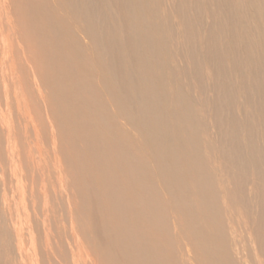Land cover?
Instances as JSON below:
<instances>
[{
    "label": "bare ground",
    "instance_id": "bare-ground-1",
    "mask_svg": "<svg viewBox=\"0 0 264 264\" xmlns=\"http://www.w3.org/2000/svg\"><path fill=\"white\" fill-rule=\"evenodd\" d=\"M0 264H264V0H0Z\"/></svg>",
    "mask_w": 264,
    "mask_h": 264
},
{
    "label": "rangeland",
    "instance_id": "rangeland-1",
    "mask_svg": "<svg viewBox=\"0 0 264 264\" xmlns=\"http://www.w3.org/2000/svg\"><path fill=\"white\" fill-rule=\"evenodd\" d=\"M214 131H215V133H216V130H214ZM215 135H216V134H215ZM215 135H214V137L216 138V137H217V135H216V136H215Z\"/></svg>",
    "mask_w": 264,
    "mask_h": 264
}]
</instances>
